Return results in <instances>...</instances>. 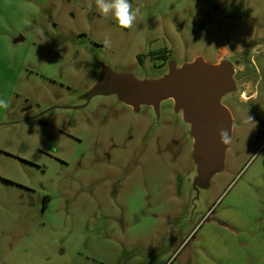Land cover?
<instances>
[{"label": "rangeland", "instance_id": "374dc122", "mask_svg": "<svg viewBox=\"0 0 264 264\" xmlns=\"http://www.w3.org/2000/svg\"><path fill=\"white\" fill-rule=\"evenodd\" d=\"M129 2L121 30L94 0H0V264H264V0ZM150 50L157 77L245 67L226 143L199 151L173 98L84 94Z\"/></svg>", "mask_w": 264, "mask_h": 264}, {"label": "water", "instance_id": "95a60500", "mask_svg": "<svg viewBox=\"0 0 264 264\" xmlns=\"http://www.w3.org/2000/svg\"><path fill=\"white\" fill-rule=\"evenodd\" d=\"M181 66L171 74L150 80H139L128 73L116 74L102 67L101 76L88 93L108 89L116 92L120 101L134 104L173 98L186 117L193 119L196 147L203 153L208 152L219 140L218 132L227 130L232 119L230 111L220 104L219 98L220 93L235 89L232 79L234 69L224 59L210 63L195 58Z\"/></svg>", "mask_w": 264, "mask_h": 264}, {"label": "flooded vegetation", "instance_id": "af4514ba", "mask_svg": "<svg viewBox=\"0 0 264 264\" xmlns=\"http://www.w3.org/2000/svg\"><path fill=\"white\" fill-rule=\"evenodd\" d=\"M163 60L168 61V58H166L165 55L162 56L161 53H159V51H148V52H144V53H138L136 55V64L135 65H125V66H115V65H111L109 63H102V62H97L96 63V71H95V78H94V82L89 85L86 86L83 89L84 94H98L101 95L102 97H112V99H114L115 102H117L118 104L122 105L124 109H129L131 112L133 113H137L138 114L142 111L143 108H137V112L134 111V107H130L128 106L126 103L120 101L117 96L115 94H117L114 91H110L108 89H103L100 91H96V92H92V93H88V91L95 85V83L97 82L98 78L101 76V71H102V67H106L109 71H112L113 73L116 74H123V73H128L131 74L133 76H135L136 78H140V77H157L161 74L162 72V67H163ZM219 60V59H218ZM218 60L215 61H211L210 63H217ZM230 62V61H229ZM240 62L239 60H236L234 62H230L232 64L234 63H238ZM242 65V63H241ZM234 69V68H233ZM235 73L233 74L234 76L232 77L233 79V83L235 85V89L231 92H225V93H220V104L222 106H225L226 108L229 109L230 113L231 110L230 108L227 106V104L224 102V99L228 96H239L241 100H243V98H245L246 100H248L250 97L253 96V94H250L248 92H246L248 95H242L244 93L241 92L240 86L244 85V83L249 82L250 80L247 79V74L245 73V67L242 65V68H238V69H234ZM158 78V77H157ZM244 78V79H243ZM241 83H238V81L242 80ZM241 92V93H240ZM251 92V93H252ZM243 97V98H242ZM245 100V101H246ZM83 103H81L80 106H83ZM232 116V113H231Z\"/></svg>", "mask_w": 264, "mask_h": 264}, {"label": "clouds", "instance_id": "9594fccd", "mask_svg": "<svg viewBox=\"0 0 264 264\" xmlns=\"http://www.w3.org/2000/svg\"><path fill=\"white\" fill-rule=\"evenodd\" d=\"M94 2L99 13L103 17H111L121 30L132 28L137 17L141 14L140 7L133 8L129 0H94ZM41 35H43L42 32ZM8 107V102L0 99V109L7 110ZM248 120L252 121V118L248 117ZM218 138L221 143H226L227 131L221 129L218 132Z\"/></svg>", "mask_w": 264, "mask_h": 264}, {"label": "trees", "instance_id": "16d2710c", "mask_svg": "<svg viewBox=\"0 0 264 264\" xmlns=\"http://www.w3.org/2000/svg\"><path fill=\"white\" fill-rule=\"evenodd\" d=\"M46 200H47V199H45V201H44V205H43V207H45V202H46Z\"/></svg>", "mask_w": 264, "mask_h": 264}]
</instances>
